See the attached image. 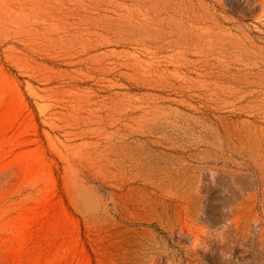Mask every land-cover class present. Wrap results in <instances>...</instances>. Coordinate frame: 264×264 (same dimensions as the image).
<instances>
[{
  "label": "rangeland",
  "instance_id": "1",
  "mask_svg": "<svg viewBox=\"0 0 264 264\" xmlns=\"http://www.w3.org/2000/svg\"><path fill=\"white\" fill-rule=\"evenodd\" d=\"M0 264H264V0H0Z\"/></svg>",
  "mask_w": 264,
  "mask_h": 264
}]
</instances>
